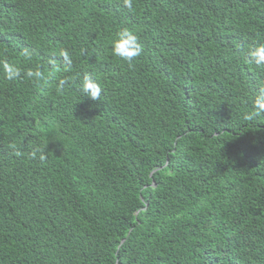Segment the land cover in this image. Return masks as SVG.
Returning a JSON list of instances; mask_svg holds the SVG:
<instances>
[{
	"label": "trees",
	"instance_id": "obj_1",
	"mask_svg": "<svg viewBox=\"0 0 264 264\" xmlns=\"http://www.w3.org/2000/svg\"><path fill=\"white\" fill-rule=\"evenodd\" d=\"M262 43L264 0H0V264H264Z\"/></svg>",
	"mask_w": 264,
	"mask_h": 264
},
{
	"label": "clouds",
	"instance_id": "obj_2",
	"mask_svg": "<svg viewBox=\"0 0 264 264\" xmlns=\"http://www.w3.org/2000/svg\"><path fill=\"white\" fill-rule=\"evenodd\" d=\"M124 5L129 9L132 8L133 0H123ZM143 52L141 43L139 42L138 36L128 28H123L119 30L116 38L112 42V54L121 60L127 61L129 64L133 60L139 57ZM61 55L64 56L65 60L68 61V65H71V60L69 53L63 51ZM248 58L251 63H254L259 68H264V43L253 46L248 51ZM3 70L5 77L9 81H13L20 78L21 69L10 64L7 61L3 62ZM27 76L29 77H40L41 73L39 71L33 72L28 71ZM65 81H61V86ZM81 93L83 98H88L93 101L100 100L101 96V86L93 79L90 75H84L81 80ZM252 106L254 111L249 113L246 118L252 119L260 115H264V88H261L260 92L254 97L252 101ZM69 148H73L70 145L63 150L64 153H67ZM39 153V160L43 161L45 159L44 151L42 147H37L31 152V158L36 159Z\"/></svg>",
	"mask_w": 264,
	"mask_h": 264
}]
</instances>
